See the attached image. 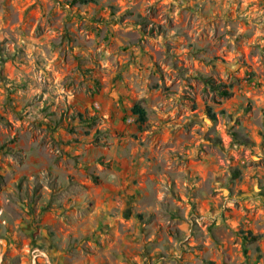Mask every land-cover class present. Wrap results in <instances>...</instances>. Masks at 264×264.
I'll return each mask as SVG.
<instances>
[{"label":"rangeland","instance_id":"1","mask_svg":"<svg viewBox=\"0 0 264 264\" xmlns=\"http://www.w3.org/2000/svg\"><path fill=\"white\" fill-rule=\"evenodd\" d=\"M3 249L264 264V0H0Z\"/></svg>","mask_w":264,"mask_h":264},{"label":"trees","instance_id":"2","mask_svg":"<svg viewBox=\"0 0 264 264\" xmlns=\"http://www.w3.org/2000/svg\"><path fill=\"white\" fill-rule=\"evenodd\" d=\"M82 2L86 3V2H90L92 0H81ZM97 84V83H96ZM215 89H217V87H214ZM221 94L222 95H228V91H221ZM131 113L136 115L137 116V120L140 122V123H144L145 120H146V115H145V112L144 110L138 105V104H135L133 105L132 109H131ZM206 114H207V117L212 119V120H215V114L212 112V110L210 109V107H207L206 109ZM213 142L214 143H218L220 142L219 139L215 138L213 139ZM246 238V237H244Z\"/></svg>","mask_w":264,"mask_h":264},{"label":"water","instance_id":"3","mask_svg":"<svg viewBox=\"0 0 264 264\" xmlns=\"http://www.w3.org/2000/svg\"><path fill=\"white\" fill-rule=\"evenodd\" d=\"M3 252H4V249H3V251L0 253V263H1V261H2V258H3ZM35 256H33V258H34ZM47 257V256H46ZM48 261V264H50V262H49V260H47Z\"/></svg>","mask_w":264,"mask_h":264}]
</instances>
